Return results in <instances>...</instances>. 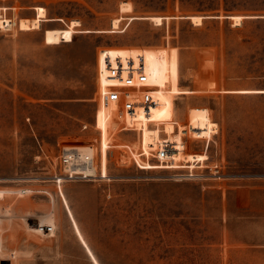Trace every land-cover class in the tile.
I'll return each mask as SVG.
<instances>
[{
  "label": "rangeland",
  "instance_id": "obj_1",
  "mask_svg": "<svg viewBox=\"0 0 264 264\" xmlns=\"http://www.w3.org/2000/svg\"><path fill=\"white\" fill-rule=\"evenodd\" d=\"M36 6L46 8L39 27L20 28ZM0 8L16 21L0 27V264H264V96L219 102L206 92L216 80L264 77V0H0ZM235 14L246 16L242 25ZM73 19L69 41H46L47 29ZM106 46L150 62L166 48L162 91L173 96V120L189 125L186 150L206 160L135 162L125 144L137 148L138 133L110 128L99 104ZM207 106L221 108L229 134L208 137ZM245 127L261 137L250 142L257 146L239 147ZM88 144L98 168L104 152L106 177L56 182L60 150ZM215 163L233 177L208 174ZM189 167L206 176H180ZM50 223L54 232L39 231Z\"/></svg>",
  "mask_w": 264,
  "mask_h": 264
},
{
  "label": "built area",
  "instance_id": "obj_2",
  "mask_svg": "<svg viewBox=\"0 0 264 264\" xmlns=\"http://www.w3.org/2000/svg\"><path fill=\"white\" fill-rule=\"evenodd\" d=\"M99 65L98 75L104 76L106 83L103 90H99V99L108 107H111L109 114L112 123L120 130L136 131L139 137V146L129 147L130 156L140 166L144 167L145 162L150 158H156L160 164L176 166L175 154L172 150L175 144L169 139L164 131V125L154 117V108L158 104L157 97L153 95L152 89L157 87L150 83L146 72L144 55L139 52H125L112 46H106L98 51ZM178 125L176 122L174 123ZM87 128L88 124L82 125ZM147 127H156L159 133H164L153 147L148 149L144 146L143 132ZM187 141V140H186ZM60 166L62 171L53 174L52 178L61 183L65 179H94L99 175H90L88 169L96 164L94 153H81L78 149H61ZM194 167H189L188 172H182L180 176L201 177L206 176L195 172ZM210 175L217 177H233L221 164L215 163L208 167ZM100 174V172H98ZM206 174V173H205ZM239 176V175H235ZM40 232L52 233L55 231L54 224L40 225Z\"/></svg>",
  "mask_w": 264,
  "mask_h": 264
},
{
  "label": "bare ground",
  "instance_id": "obj_3",
  "mask_svg": "<svg viewBox=\"0 0 264 264\" xmlns=\"http://www.w3.org/2000/svg\"><path fill=\"white\" fill-rule=\"evenodd\" d=\"M46 16V8L43 6H36V16L33 18H20L19 25L22 29H30V28H38L40 21L43 17ZM233 19V24L238 25L242 22V16L239 14H235L231 16ZM156 23L162 22L161 16H152L151 17ZM192 22L195 24L202 23V16L201 15H193L191 16ZM120 21V18H115L113 20V26H117ZM14 24H16V21L13 18H9L5 16L0 8V27H8L11 28ZM80 22L76 19L71 20L68 28H62V29H47L46 31V41L48 43H59L61 41H69L72 37V29L79 25ZM143 54V52L141 51ZM152 53L155 55L156 59L153 62L148 61V59L145 57L146 62V72L148 75V80L150 83L157 85V87L153 88L151 91L155 97H157L158 104L153 109L154 110V117L157 120H160L161 123L164 125V131L167 133L169 139L175 144L172 153L175 154V158L177 160H184L186 162H189L190 165L194 164L196 160L198 161H204L209 156L207 152L205 153H190L186 150V140L184 138L185 135H188V129L189 125L183 122H178L173 120V96L170 92L162 91L165 89L164 81L161 82L162 79H164L167 75V68H166V59H167V53L166 48H160V49H153ZM99 57V54H98ZM99 65V62H98ZM100 78L104 79V85L106 83V80L104 76H99ZM104 85L99 88V90H103L105 87ZM104 105L107 109V115L106 120L110 125V128L112 125L115 127L116 124L112 123L110 120L109 114L111 112V107H108L105 105L100 99L99 104ZM177 123L178 125L174 124ZM177 126V127H176ZM159 130L156 127H147L144 129L143 132V138H144V146L146 149L149 147H153L156 142L160 138ZM206 131L208 137L212 135V133H216L218 131V124L216 121H209L206 126ZM109 145V144H108ZM95 145L88 144V145H70L69 149H78L81 153H94L95 154ZM179 161H176V163ZM145 163H150L149 161H146ZM151 164V163H150ZM146 165V164H145ZM157 165L163 166V167H170L166 166L165 164L158 163ZM180 165V163L176 164ZM193 166V165H192ZM97 165H94L93 167H90L87 171L90 173V175H99L101 177H106L105 171V157L104 152H101V166L98 168ZM100 172V174H98ZM68 206V204H67ZM69 208V207H68Z\"/></svg>",
  "mask_w": 264,
  "mask_h": 264
},
{
  "label": "crops",
  "instance_id": "obj_4",
  "mask_svg": "<svg viewBox=\"0 0 264 264\" xmlns=\"http://www.w3.org/2000/svg\"><path fill=\"white\" fill-rule=\"evenodd\" d=\"M241 16H242V20H243V17H246L244 15H241ZM24 18H29V17H24ZM242 24L243 23L241 22V24H238L237 26H240ZM220 83L221 82L216 80L215 81L216 89H208L206 91V92L209 91V93H211L210 96H214L219 102L222 100L224 101V99L226 97L230 98L233 96L234 97L239 96V98H243L244 96H256V97L264 96V77L258 76V77H254V78H249L246 81L239 79V83H235L234 85H227V86L222 85L223 87L220 86ZM218 84H219V86H218ZM207 107L209 108L210 111H213L212 115L214 116V119H215L216 123L218 124V131L216 133H221L223 135V137H224L225 133L229 134L231 129H229L228 126L227 127L225 126L226 121L223 119V116L221 115L220 110H219L221 108L218 109V112L215 115V110L211 106H207ZM186 124H187V122H186ZM255 129H256V131H259V129H257V128H255ZM236 131L239 132V139H236V140H238L240 142L245 141V143H240L239 147L257 146L258 144L250 143V142L261 140V137L257 133H255V130L252 127H245L243 129H237ZM241 131H242V133H241ZM216 133H214V134H216ZM225 137H226V135H225ZM208 146H209V140L207 141L206 150L208 149ZM201 153H205V152H201ZM196 161H198V160H196ZM236 177L239 178V176H236Z\"/></svg>",
  "mask_w": 264,
  "mask_h": 264
}]
</instances>
